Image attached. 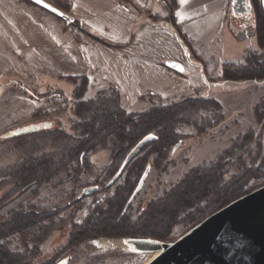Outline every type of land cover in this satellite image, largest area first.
Wrapping results in <instances>:
<instances>
[{"label": "rangeland", "instance_id": "obj_1", "mask_svg": "<svg viewBox=\"0 0 264 264\" xmlns=\"http://www.w3.org/2000/svg\"><path fill=\"white\" fill-rule=\"evenodd\" d=\"M17 1L19 5H24L23 7H25V9L30 6H27L26 3L20 0ZM92 1L95 4L101 5L105 8H110L113 5L112 0ZM164 1L165 0H162L161 2L162 6ZM205 1L206 0L185 1L187 5L189 2H192L194 7L189 9L188 6L183 5L180 16L183 17L195 15V19L191 20V26L200 24L204 19L199 20L200 17L197 16V14L202 12L201 7ZM250 1L252 4L251 12L253 13L250 15L247 25H250L249 27H251L254 24L259 39L264 40V7H261L260 0ZM18 4L15 5L18 6ZM217 5H219L218 0H207V3H205L203 7L207 9L212 8L215 10ZM34 8L42 11L40 8L35 6ZM230 8L231 4L226 8L224 17L225 35L222 41V44L224 43V59L226 60L224 63L228 62L236 64L241 62L244 64L242 68H239L240 74H236V70L233 71L232 69L230 70L231 72L227 71L228 74L224 75L223 70H219V66L221 67V64L219 65V56H216L219 58V60H217L213 58V56L208 57L207 55H204L206 50L204 49V51L201 48V42L197 41L193 45L192 41H190L188 38L191 49H195V52L193 51V53L194 56H196H190L191 60L203 65L204 72L209 80V83H206L203 80L201 76V69L198 65L190 64L188 61L183 60V73L186 76H190L193 82H198V85H196L197 89L191 93L183 94L178 98L169 101H163L153 93H145L135 102H129L128 100L125 101L118 90L108 83H105L104 87L101 89L90 90V88L93 86H91L92 81L89 80L86 75H77L80 73V68L74 63L68 64L63 60L61 62L56 58L55 60L57 66H55V68L56 70L58 69L60 71V74L54 75L50 72V70L47 71V68L51 64L49 53H43V60H46L44 61L45 65L38 64L34 65L33 68H27L24 66V64L22 65V63H20L19 57H14V51H11L13 52V54L10 52L13 56L12 60H10L9 63L2 64L5 66V68L2 67V65L0 66V84H4L3 78H19L20 80L24 81L26 85L35 93L44 92L48 90V88L54 90L57 89L61 91L64 99L67 98L69 100L71 98V101H59L56 98L46 103H38L31 100L29 97L15 88L6 86L1 89L0 137L10 130H14L23 126H36V123H40L42 121L47 122V120L50 119H56L57 125L59 126H57L58 129H54L52 131H44L42 133H35L33 131L14 138H2L5 140L0 141V194L11 185H5L3 182L7 179L1 173H5L4 170L6 168L15 166L26 155L32 154L40 156L45 155V153L47 154L52 152L55 150L54 148L57 147L58 143H55L56 140H64L65 138L69 139L73 132L82 134L83 130L80 126V123L78 124L80 118L76 115L72 102L75 104H81L85 100L97 96V94L102 91V96L105 97L107 95L108 99H110L114 93L111 92L108 87H112L117 91L119 103L121 107L127 112L141 115L150 107H168V109L165 110L163 114L172 118L171 125L173 126L176 124V130L179 137L181 138V143L179 144L180 146H178L174 151H169L170 153H165L161 149L154 148L153 146L149 145L144 147L140 153L134 157L131 162L132 165L142 168L143 165L146 164V167L148 166L150 171L148 172V175L139 193L134 199L130 200V211L136 212L137 210H142L148 200L160 197L165 191L178 185L183 177L187 176V174L197 166L207 164L210 161H215L225 151L231 150L233 145H236V143L243 144L244 138L246 137L249 140L248 145H250L252 150H254L253 147L256 144V135L261 132L260 122L258 120L259 116L256 114V112L260 107L263 106L264 108V81L260 79L264 77V65H258L257 63V66L255 67L256 70L253 67L252 70L249 68L250 66H253L251 64L252 62H249L250 59H247L246 55L244 54H246L247 48H249L250 51L256 50L257 42L255 37H250V39H244L242 41H236L234 39L231 31L228 30L229 26L238 30L239 25L235 23L233 15L230 11H228ZM2 9L6 10L5 13L7 14L13 15L14 13V11L10 10L9 5L3 4ZM124 11L129 13V11L127 12L126 9H124ZM42 12L48 17H54V23L60 25L62 29H71L70 36L72 41L73 38L75 41H77V39L82 41L83 36L87 41L94 42L84 33H82L77 27L73 26V24L71 26H66L62 20L58 19L52 14L45 11ZM132 12H135L137 16L140 15L134 9H132ZM151 13L155 14V11H152ZM144 17L152 20L163 19H157L156 16L152 15H147ZM107 19H109V17L105 16L103 20ZM136 21L134 23H136ZM79 23L86 25L83 22ZM38 24L39 29H50V26H52V24L47 23V21L43 23V25L40 23ZM2 26L4 27V23ZM88 29L99 35L101 38L112 43L125 42L130 31V29H126V31H124V29H106L103 27L100 29H91L88 27ZM8 30L11 35V39L15 41L16 36H12L11 29ZM192 30L198 32L200 29ZM240 30L242 29H239V31ZM1 35L3 37L4 33ZM55 35L53 37L50 34L51 38H53L52 41L59 42L57 41L58 39L55 38ZM148 36H150L151 39H157V37L151 35ZM40 37L43 39H39L38 41L41 42V44H45L47 41L46 38L43 36ZM140 38L145 39L143 34H141ZM35 41L36 40H34V42ZM46 46L49 47L50 45L46 43ZM103 47L106 48L105 46ZM37 50L41 53L40 48ZM257 56H253L252 58ZM165 61L167 60L165 59L164 62ZM79 77H85L86 79L80 80ZM223 77H228L231 80L223 81ZM78 88H80L81 91L82 89L84 91L80 96H77V93L80 91L78 90L76 92ZM197 98H201L199 99L200 101L198 100V102H196ZM189 105L192 106L187 107ZM72 124L75 126H72ZM73 127L75 128L72 129ZM85 128H90V125L86 126ZM92 138L93 137L90 139ZM95 139L98 140V136ZM112 139H110V141H113ZM94 140L93 143H95ZM153 152L156 153L154 160L148 161L147 159L149 155ZM81 156H84L85 158L90 157L85 159L88 161V163H91L90 166H87V168L82 170H75V164H70L72 166V169H70V171L73 173L72 176L69 177L67 175L68 173L66 174V172L63 171L58 174V176L52 177L49 182L39 188V191L35 196V200L38 199L39 202H42L45 205L50 203L51 200L57 198V196H53V192L51 190H47L48 187L46 186L54 185L58 179H64V189L72 190L77 185H94V182L96 183L99 181V185L102 186V183L106 179L108 180L112 177L114 170L111 164H108V160L114 156V153H110L109 150L97 149L93 152H88L86 150ZM151 166L153 168H151ZM123 178L124 176L122 174L120 178L117 179V181H115L112 185L106 186L107 190H101V187L100 191L98 192L84 195L81 200L82 206L76 212L72 221H67L65 226L59 230L53 231L47 237V239L41 244L40 254L37 256L35 261L37 263L51 264L61 258V256L64 254V256L66 255L64 258L68 259V264H86L89 260L88 258L91 256L101 255L103 253H117L118 256L104 258L94 262L93 264H145L152 255L145 254L144 252H135L128 244V240L124 241L121 238H113L108 236L91 240L89 243L92 245L93 250L87 254L84 252L82 256L76 258L75 260H72L73 258L71 254L67 252H61V248L64 247L69 238V232L72 224H80L83 222L87 216V213L92 210V206L98 201L110 197L113 194L116 185L120 184ZM253 178H257L255 174L253 175ZM249 185L251 188L264 185V175L260 178L253 179L250 181ZM191 188L192 187H190L189 190ZM8 201L10 203L12 201V197L8 199ZM13 203L14 202L10 203L9 207H11ZM169 220L170 223L173 224V227L169 233V237L167 238L170 240V242L179 238L190 228H192L191 222L184 223L183 221H176L174 213L169 216ZM104 231L106 235L121 232L120 227L116 228L114 226H107ZM11 245L13 247H19V243L15 237L11 238ZM123 253L130 254L124 255Z\"/></svg>", "mask_w": 264, "mask_h": 264}, {"label": "trees", "instance_id": "obj_2", "mask_svg": "<svg viewBox=\"0 0 264 264\" xmlns=\"http://www.w3.org/2000/svg\"><path fill=\"white\" fill-rule=\"evenodd\" d=\"M20 1L35 6L28 0ZM43 1L64 13H68L71 6L70 0ZM116 1L122 8L130 10L131 6L126 0ZM163 8L166 10V15L162 20H152L138 15L136 23L128 33L127 40L123 43L107 41L75 19L73 26L77 27L92 41L113 50L128 46L135 32L144 24L165 27L169 30L184 58L190 64L198 65L203 80L209 83L203 65L191 60L190 56H194V53L188 37L174 23L175 0H165ZM228 30L231 31L236 41L255 37L254 24L245 32L230 26ZM244 55L250 59L249 62H252L253 66L249 67L251 70L253 68L256 70L257 63L264 65V40L258 39L257 49L250 51L247 48ZM253 56L257 57L252 58ZM243 66L244 64L241 62L236 64L227 62L223 63L222 70L224 75H227V71L232 69L233 71L236 70L235 73L239 75V68ZM79 79L85 80L86 78L79 77ZM223 79V81L231 80L228 77H223ZM260 79L264 81V77ZM3 83V87L15 88L38 103H46L56 98L59 101H71V98L69 100L64 99L61 91L57 89L48 88L44 92L35 93L19 78H3ZM108 88L114 93L110 99L106 93V96L103 97L102 91L81 104L72 102L75 113L80 118L78 124L80 123L83 130L82 134L73 132L69 139L56 140L55 143L58 144L52 152L40 156L26 155L18 164L6 168L5 173H1L8 180L3 181L4 184L11 185L0 194V264H46L35 261L40 254L41 244L53 231L61 229L67 221H72L82 206V191L86 185H77L74 189L67 190L63 188L64 179H58L54 185L46 186L48 187L47 190H51L53 196H57V198L44 205L38 199L35 200V196L41 186L61 172L65 171L71 177L73 173L70 171L72 169L70 164H75V170H82L90 166L91 163L85 160L90 157L81 156L84 151L93 152L98 149L109 150L110 153H114V156L108 160V164H111L115 173L129 151L148 134L154 135L155 139L146 146H153L165 153L174 151L180 146L181 138L176 130V124L172 126V118L163 114L168 107H150L141 115L127 112L119 103L117 91L112 87ZM78 90L80 88L76 92ZM83 92V89L80 90L77 96ZM199 99L201 98H197L196 102ZM256 114L259 116L261 132L259 131V135H256L254 150L248 145V138H244L243 144L236 143L231 150L225 151L215 161L197 166L187 176L183 177L178 185L165 191L160 197L148 200L145 207L136 212L130 211V197L146 168V164L141 168L130 163L123 172L122 182L116 185L113 194L95 203L83 222L72 224L69 238L64 247L61 248V252L71 254L72 260H75L84 252L87 254L93 250L89 243L91 240L103 236L121 238L124 241L152 239L159 242H170L167 238L173 227L169 220L172 213H174L176 221L191 222V227H193L216 210L260 187L251 188L249 185L250 181L264 175L263 106L259 108ZM88 125L90 128L86 129L85 127ZM36 126L39 129L34 132L42 133L58 129L57 126L59 125H57L56 119H50L47 122L36 123ZM72 126L75 125L72 124ZM97 136L98 140L95 139ZM91 137L93 138L90 139ZM109 138H113V141H110ZM3 140L5 139L0 138V141ZM155 156L156 153L153 152L147 160L153 161ZM151 168L153 167L151 166ZM254 174L257 178H253ZM110 179H106L102 183L101 190H107L106 186ZM99 182H94V184H99ZM188 187L192 188L189 190ZM11 197L10 203H14L9 207L8 199ZM107 226L120 227L121 232L106 235L104 229ZM12 237L16 238L19 247L11 245ZM123 254L129 255L130 253ZM112 256H118V254L103 253L91 256L86 264H93L98 260Z\"/></svg>", "mask_w": 264, "mask_h": 264}, {"label": "crops", "instance_id": "obj_3", "mask_svg": "<svg viewBox=\"0 0 264 264\" xmlns=\"http://www.w3.org/2000/svg\"><path fill=\"white\" fill-rule=\"evenodd\" d=\"M70 1L68 14L91 29L103 27L126 31L134 25L138 17L132 9L143 17L152 15L161 19L165 16L162 0H126L131 6L130 14L126 13L116 0H112L113 5L110 8L97 5L92 0ZM185 1L188 0H175L176 8L173 17L176 25L188 36L193 45L197 41L201 42V48L206 50L204 55L213 56L217 60L220 58L219 70H221L226 61L222 41L225 35L224 17L229 0H218L219 5L215 10L203 7L207 3L206 0L202 4V12L197 14L200 17L199 20H204L194 25L195 27L191 26V20L195 19V15L180 16L183 5L188 6L189 9L194 7L192 2L187 5ZM3 4L10 6V10L14 11L13 15L5 13L6 10L2 9ZM15 4H18L17 0H0V66L12 60L13 52L11 51H14V57H19L20 63L27 68H33L38 64L45 65L43 53H49L51 64L47 71L50 70L54 75L60 74V71L55 68L56 58L68 64L74 63L80 68V73L77 75H86L92 81L91 86H93L90 90L101 89L105 83H108L118 90L125 101L129 102H135L145 93H153L161 100L169 101L197 89L198 82H193L190 76L184 75L182 61L186 59L165 27L143 25L135 32L127 47L111 50L98 43L89 42L83 36L82 41L78 39L75 41L74 38L72 41L71 29H62L60 25L54 23V17H48L34 7L27 5L30 9H25L24 5L16 6ZM152 11H155V14H152ZM105 16L109 19L103 20ZM46 21L52 24L50 29H39L38 23L43 25ZM8 29H11L12 36H16L15 41L11 39ZM192 29L200 30L195 32ZM50 34L53 37L57 34L55 38L59 42L52 41ZM141 34L145 39L140 38ZM148 35L157 39H151ZM40 36L46 38L49 47L46 43L41 44L38 41L43 39ZM38 48L41 53L37 50ZM193 51L195 52L194 48ZM165 59L179 63L182 66V72L176 73L166 68ZM2 67L5 68L4 65Z\"/></svg>", "mask_w": 264, "mask_h": 264}, {"label": "water", "instance_id": "obj_4", "mask_svg": "<svg viewBox=\"0 0 264 264\" xmlns=\"http://www.w3.org/2000/svg\"><path fill=\"white\" fill-rule=\"evenodd\" d=\"M28 1L62 20L66 26L73 24L70 15L45 1ZM248 2L249 0H230V11L234 7L241 10L250 8ZM261 2L264 5V0ZM164 65L175 72L183 70L179 63L172 60L165 61ZM3 86L4 84H0V91ZM35 130H38L37 126H23L6 132L0 138H14ZM154 139L152 134L144 136L126 155L107 186L112 185L129 162ZM148 172L149 167H146L130 200L139 193ZM95 190V187L85 189L82 195ZM128 244L137 253L158 252L147 264H264V185L206 216L174 241L130 239ZM55 264H68V259L63 258Z\"/></svg>", "mask_w": 264, "mask_h": 264}, {"label": "flooded vegetation", "instance_id": "obj_5", "mask_svg": "<svg viewBox=\"0 0 264 264\" xmlns=\"http://www.w3.org/2000/svg\"><path fill=\"white\" fill-rule=\"evenodd\" d=\"M260 2H261V0H260ZM249 6H250V8L248 7H246V9L245 10H241L239 7H234V9H233V11L231 12V14L233 15V18H234V21H235V23L236 24H238L239 25V29H242V30H240V31H242V32H245L246 30H248V28H249V26L250 25H247V21L250 19V15L253 13V12H251V9H252V4H251V1L249 0ZM230 5V1L228 2V6ZM32 7H34V6H32ZM35 7H37L36 5H35ZM261 7H264V5L262 4V2H261ZM37 8H39V7H37ZM41 9V8H40ZM42 11H45V10H43V9H41ZM165 10V9H164ZM45 12H47V11H45ZM49 13V12H48ZM165 15H166V11H165ZM54 16V15H53ZM255 18H256V15H255ZM245 28V29H244ZM256 28V27H255ZM238 29V30H239ZM259 39V37H258V35H257V30H255V40H256V42H257V40ZM165 66V65H164ZM166 67V66H165ZM169 69V68H168ZM171 70V69H170ZM173 71V70H172ZM175 72V71H174ZM176 73H181V72H176ZM38 127V126H37ZM38 129H39V127H38ZM146 146V145H145ZM144 146V147H145ZM143 147V148H144ZM142 148V149H143ZM134 159V158H133ZM132 159V160H133ZM131 160V161H132ZM131 161L129 162V164L131 163ZM128 164V165H129ZM128 165H127V167H128ZM126 167V168H127ZM125 168V169H126ZM149 171H150V169H149ZM124 172V171H123ZM123 172H122V174H123ZM116 173V172H115ZM114 173V174H115ZM121 174V175H122ZM120 175V176H121ZM120 176H119V178H120ZM112 177H113V175H112ZM111 177V178H112ZM118 178V179H119ZM117 181V180H116ZM108 184V183H107ZM92 187H95L96 188V190L95 191H91V192H89L88 194H92V193H94V192H98V191H100V188H101V185H99V184H94V185H88V186H86V187H84V189L83 190H85V189H89V188H92ZM84 195H86V194H83V196ZM135 198V197H134ZM133 198V199H134ZM64 257H66V255L64 256V254H63V256H61V258H59L58 260H56V261H54L53 263H51V264H55V263H57L58 261H60L61 259H63Z\"/></svg>", "mask_w": 264, "mask_h": 264}, {"label": "bare ground", "instance_id": "obj_6", "mask_svg": "<svg viewBox=\"0 0 264 264\" xmlns=\"http://www.w3.org/2000/svg\"><path fill=\"white\" fill-rule=\"evenodd\" d=\"M157 253L158 252H155V253H145V254H148V255H152L145 264H147L149 261H151L157 255Z\"/></svg>", "mask_w": 264, "mask_h": 264}, {"label": "snow or ice", "instance_id": "obj_7", "mask_svg": "<svg viewBox=\"0 0 264 264\" xmlns=\"http://www.w3.org/2000/svg\"><path fill=\"white\" fill-rule=\"evenodd\" d=\"M45 7H47V5H45Z\"/></svg>", "mask_w": 264, "mask_h": 264}]
</instances>
